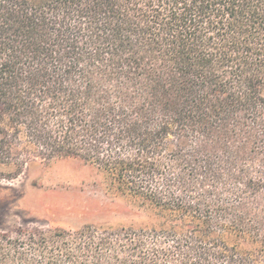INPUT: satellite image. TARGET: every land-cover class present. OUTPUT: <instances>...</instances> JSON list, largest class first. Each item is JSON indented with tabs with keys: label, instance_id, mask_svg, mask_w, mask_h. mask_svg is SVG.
<instances>
[{
	"label": "trees",
	"instance_id": "16d2710c",
	"mask_svg": "<svg viewBox=\"0 0 264 264\" xmlns=\"http://www.w3.org/2000/svg\"><path fill=\"white\" fill-rule=\"evenodd\" d=\"M59 158L161 228L0 230V264H264V0H0V179Z\"/></svg>",
	"mask_w": 264,
	"mask_h": 264
},
{
	"label": "rangeland",
	"instance_id": "374dc122",
	"mask_svg": "<svg viewBox=\"0 0 264 264\" xmlns=\"http://www.w3.org/2000/svg\"><path fill=\"white\" fill-rule=\"evenodd\" d=\"M158 211L122 193L107 174L78 159L37 161L0 179V230L159 229Z\"/></svg>",
	"mask_w": 264,
	"mask_h": 264
}]
</instances>
